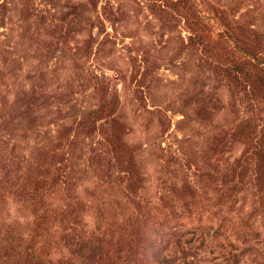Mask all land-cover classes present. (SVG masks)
<instances>
[{
	"label": "rangeland",
	"instance_id": "1",
	"mask_svg": "<svg viewBox=\"0 0 264 264\" xmlns=\"http://www.w3.org/2000/svg\"><path fill=\"white\" fill-rule=\"evenodd\" d=\"M0 264H264V0H0Z\"/></svg>",
	"mask_w": 264,
	"mask_h": 264
},
{
	"label": "trees",
	"instance_id": "2",
	"mask_svg": "<svg viewBox=\"0 0 264 264\" xmlns=\"http://www.w3.org/2000/svg\"><path fill=\"white\" fill-rule=\"evenodd\" d=\"M113 148H114L115 150H119V151H121L120 147L118 146V144H117L116 142H113Z\"/></svg>",
	"mask_w": 264,
	"mask_h": 264
}]
</instances>
